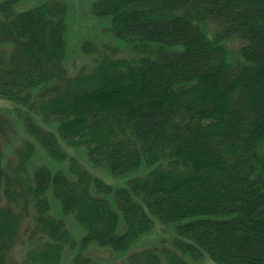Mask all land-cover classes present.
I'll list each match as a JSON object with an SVG mask.
<instances>
[{
    "label": "trees",
    "instance_id": "obj_1",
    "mask_svg": "<svg viewBox=\"0 0 264 264\" xmlns=\"http://www.w3.org/2000/svg\"><path fill=\"white\" fill-rule=\"evenodd\" d=\"M18 1L0 2V99L67 172L10 177L0 157V264H60L73 245L47 194L83 230L81 249L125 253L157 221L173 227L174 250H145L128 264H184L177 251L264 264V0H95L94 15L138 56L103 55L75 76L63 64L65 5L19 11ZM233 39L241 61L225 50ZM6 124L0 118V135ZM59 141L116 178L148 169L112 191ZM30 213L37 241L18 263L11 254ZM73 263L97 264L79 252Z\"/></svg>",
    "mask_w": 264,
    "mask_h": 264
},
{
    "label": "rangeland",
    "instance_id": "obj_2",
    "mask_svg": "<svg viewBox=\"0 0 264 264\" xmlns=\"http://www.w3.org/2000/svg\"><path fill=\"white\" fill-rule=\"evenodd\" d=\"M5 0H0V2ZM47 0H19L16 9L26 10L35 7ZM66 7L65 29H64V60L63 64L70 76H75L81 68L90 70L95 66L101 56L106 55L115 59L136 58L138 55L133 50V44L113 37L111 33L110 20L99 18L94 15L92 5L95 0H56ZM208 37H211L213 27H208ZM243 45L239 39H233L224 44L230 61H241L238 51ZM15 106L4 99H0V118L6 121V127L0 135V157L1 164L7 175L10 177H25V174L33 176L34 172L43 167L49 172L57 171L67 172L66 161H55L51 159L44 149L34 139L26 133L21 118L16 114ZM44 130L55 134L53 127L40 125ZM60 146L68 157L75 158L78 163L87 171L91 177L100 179L104 184L110 186L112 191L126 187L128 180L145 175L147 167H141L138 172H133L123 177H113L106 170L94 167L87 159L85 150L81 147L71 148L59 141ZM30 147V148H29ZM20 166L25 167V172H21ZM49 203V215L56 219H62L72 246L67 245L64 248L60 264H74L73 259L78 254L82 258H89L97 264H128L129 258L145 250H154L157 253L162 247L173 249L172 241L176 233L171 226H163L157 221L153 228L125 253L113 254L107 249H101L96 246H89L81 249L78 246L80 238L84 235L81 227L71 216L63 217L59 211L58 205L51 194H47ZM113 203V198L110 196ZM5 203V199L0 193V205ZM34 223L32 213L24 218L19 238L16 241L11 258L21 263L25 259L26 251L37 241V234L33 231ZM124 231L123 220L118 214V224L116 233L121 234ZM174 250V249H173ZM178 255L184 261V264H217L204 255L200 262H195L186 256ZM161 264H165L161 260Z\"/></svg>",
    "mask_w": 264,
    "mask_h": 264
}]
</instances>
